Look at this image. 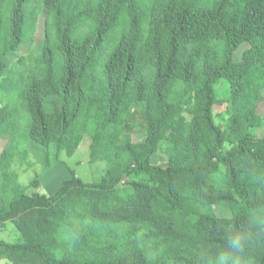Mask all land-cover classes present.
I'll use <instances>...</instances> for the list:
<instances>
[{"label":"trees","instance_id":"obj_1","mask_svg":"<svg viewBox=\"0 0 264 264\" xmlns=\"http://www.w3.org/2000/svg\"><path fill=\"white\" fill-rule=\"evenodd\" d=\"M261 103L264 0H0V225L24 239L0 261L210 264L240 228L264 264ZM86 134L98 182L19 185L15 162L49 168Z\"/></svg>","mask_w":264,"mask_h":264},{"label":"rangeland","instance_id":"obj_2","mask_svg":"<svg viewBox=\"0 0 264 264\" xmlns=\"http://www.w3.org/2000/svg\"><path fill=\"white\" fill-rule=\"evenodd\" d=\"M44 18H40V24L38 27V31H40ZM40 32L36 34L38 37ZM29 51L28 47H22L17 53L10 54L9 59L10 62L15 63L20 57L26 55ZM240 59V52L236 53V60ZM219 98H222L220 92L218 94ZM216 112H220L224 114V106L216 107ZM260 113H264V103L260 105ZM264 115V114H263ZM262 115V116H263ZM144 139V135H135L134 141L139 142ZM91 142V135L86 134L82 142L79 146V149L72 157H67L64 154H61L60 158L57 160H53L51 166L49 168L44 169L41 164H34L33 168H27L26 165H20L19 163L15 162L13 171L18 176V183L23 188H27V193L32 194L34 192H39L40 194L50 196L52 195L61 185L62 183L69 179L70 172L68 167L76 172L78 177H81L83 180L88 182H98L101 177V171L99 169L103 168L101 166L95 167V169L90 168L89 164L87 163L89 157V145ZM1 150V148H0ZM29 161L36 162L33 154L29 151ZM81 162L80 165L77 162ZM34 162V163H35ZM152 163L154 165H163L167 166L165 159L161 156V154H156L152 158ZM101 167V168H100ZM224 169L223 166L220 167L221 171L218 175L213 176V179L216 185H221L224 183ZM225 170V169H224ZM37 177L38 186L36 189L30 186L31 181L34 179L35 175ZM36 190V191H35ZM216 214L219 217H225L229 215V208L228 207H215ZM0 241L9 243V244H23L24 239L15 226L7 222L4 225H0ZM0 264H4V261H0Z\"/></svg>","mask_w":264,"mask_h":264},{"label":"clouds","instance_id":"obj_3","mask_svg":"<svg viewBox=\"0 0 264 264\" xmlns=\"http://www.w3.org/2000/svg\"><path fill=\"white\" fill-rule=\"evenodd\" d=\"M224 244L216 250L215 258L210 264H245V257L252 243L249 231L235 228L224 234Z\"/></svg>","mask_w":264,"mask_h":264},{"label":"crops","instance_id":"obj_4","mask_svg":"<svg viewBox=\"0 0 264 264\" xmlns=\"http://www.w3.org/2000/svg\"><path fill=\"white\" fill-rule=\"evenodd\" d=\"M88 159H89V157H88ZM80 163H81V162H79V161L77 162V164H79V165H80ZM87 163H88V161H87ZM79 178H81V177H79ZM81 179H82V178H81ZM82 180H83V179H82ZM84 181H85V180H84ZM85 182H88V181H85Z\"/></svg>","mask_w":264,"mask_h":264}]
</instances>
